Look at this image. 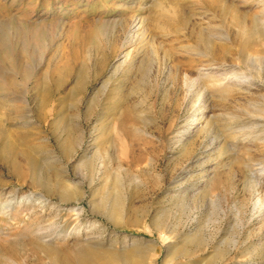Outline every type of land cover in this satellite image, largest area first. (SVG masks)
Wrapping results in <instances>:
<instances>
[{
	"label": "rangeland",
	"instance_id": "rangeland-1",
	"mask_svg": "<svg viewBox=\"0 0 264 264\" xmlns=\"http://www.w3.org/2000/svg\"><path fill=\"white\" fill-rule=\"evenodd\" d=\"M206 1L0 0V264H264V0Z\"/></svg>",
	"mask_w": 264,
	"mask_h": 264
},
{
	"label": "bare ground",
	"instance_id": "bare-ground-1",
	"mask_svg": "<svg viewBox=\"0 0 264 264\" xmlns=\"http://www.w3.org/2000/svg\"><path fill=\"white\" fill-rule=\"evenodd\" d=\"M214 1V0H213ZM212 0H209V1H206L207 2V4L209 5L208 7H214L215 6V2H216V0H215V2H213ZM223 1V0H222ZM219 8H221V7H219ZM223 8V7H222ZM210 9V8H209ZM216 10H218V9H216ZM220 10V9H219ZM264 13V12H263ZM260 19L259 20H262V21H264V19L263 18H261V17H259ZM36 20H38V19H36ZM36 20L35 19H31L30 18V20L29 21H27V27H28V30L29 31H31L32 33H33V36H36V37H40V35H41V33H42V24H38V23H36ZM256 21V20H255ZM261 21V22H262ZM258 23V22H257ZM136 26V25H135ZM141 26V25H140ZM6 52H7V50H6V48H5V46H4V44H0V59H2V60H4V61H6V59H7V56H6ZM24 75V74H23ZM240 75H242L243 76V74H240ZM239 77H241V76H239ZM245 80V79H244ZM242 83V82H241ZM14 84V83H13ZM244 84V83H243ZM241 85V84H240ZM38 203L40 204V203H45V202H47V198L45 197V196H42V195H40V197L38 198ZM8 207H10V204H8ZM11 263V262H10Z\"/></svg>",
	"mask_w": 264,
	"mask_h": 264
}]
</instances>
